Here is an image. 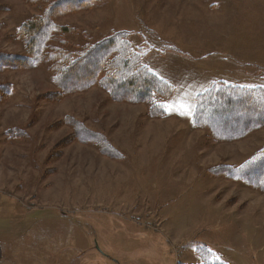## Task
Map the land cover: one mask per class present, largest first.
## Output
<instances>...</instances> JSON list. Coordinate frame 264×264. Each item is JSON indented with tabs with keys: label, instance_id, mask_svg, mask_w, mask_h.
Segmentation results:
<instances>
[{
	"label": "rangeland",
	"instance_id": "1",
	"mask_svg": "<svg viewBox=\"0 0 264 264\" xmlns=\"http://www.w3.org/2000/svg\"><path fill=\"white\" fill-rule=\"evenodd\" d=\"M59 1L0 0V56H25L21 29L48 15L49 48L91 72L98 58L79 54L127 32L173 88L157 103L177 111L155 115L99 83L64 91L51 64L5 59L0 264H264V189L243 176L264 125L222 138L195 118L215 84L264 88V0H94L72 11ZM263 174L264 164L250 173Z\"/></svg>",
	"mask_w": 264,
	"mask_h": 264
},
{
	"label": "trees",
	"instance_id": "2",
	"mask_svg": "<svg viewBox=\"0 0 264 264\" xmlns=\"http://www.w3.org/2000/svg\"><path fill=\"white\" fill-rule=\"evenodd\" d=\"M94 0H61L58 8L64 7V11H72ZM48 15L37 20V23L23 27L22 37H26L25 44L27 53L25 56H0V65L7 60L21 62L29 68H36L47 62L54 71V80L64 91H80L99 83L112 98L117 101L145 102L150 106L155 115L163 114L166 110L161 107L158 98L169 96L172 86L162 82L154 76L143 64L146 56L144 51L133 48L128 39L127 32H117L103 41L87 48L79 55L85 54L84 60L92 56L97 57L92 71L80 66L83 58L78 59L75 54L59 48H49V41L53 40L54 25L48 20ZM9 61H7L9 63ZM4 65V64H3ZM9 68V67H8ZM87 75V76H82ZM69 76H74L70 79ZM77 76H80L78 79ZM74 82L71 84V82ZM129 93V94H128ZM242 117H263L254 124L235 121L234 115ZM227 117L229 121L213 124L216 118ZM197 124L210 125L213 131L222 138L237 137L255 128L264 125V88L254 89L231 86L223 83L215 84L210 89L200 94L197 99L195 113ZM239 118V117H238ZM237 118V119H238ZM234 119V120H233ZM224 121V120H223ZM220 131V132H218ZM226 132H231L225 134ZM91 139L93 134L85 132ZM264 150L262 155L249 161L243 170H247L246 182L264 189V174L260 180L252 181L250 173L264 164ZM211 264V263H210ZM214 264H219L217 261Z\"/></svg>",
	"mask_w": 264,
	"mask_h": 264
},
{
	"label": "snow or ice",
	"instance_id": "3",
	"mask_svg": "<svg viewBox=\"0 0 264 264\" xmlns=\"http://www.w3.org/2000/svg\"><path fill=\"white\" fill-rule=\"evenodd\" d=\"M161 107H164L169 112H171V111H177V109H176L175 106L161 105ZM188 111H190V107L189 106L181 105L180 106V109L178 111V114H187ZM262 158H264V157H262Z\"/></svg>",
	"mask_w": 264,
	"mask_h": 264
}]
</instances>
